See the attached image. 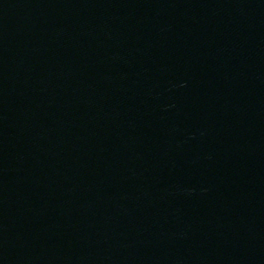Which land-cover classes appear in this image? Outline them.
Here are the masks:
<instances>
[{
	"label": "water",
	"instance_id": "1",
	"mask_svg": "<svg viewBox=\"0 0 264 264\" xmlns=\"http://www.w3.org/2000/svg\"><path fill=\"white\" fill-rule=\"evenodd\" d=\"M0 264H264V0H0Z\"/></svg>",
	"mask_w": 264,
	"mask_h": 264
}]
</instances>
